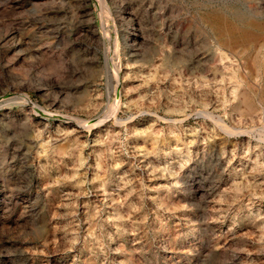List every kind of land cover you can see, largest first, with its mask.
Listing matches in <instances>:
<instances>
[{"label":"rangeland","instance_id":"1","mask_svg":"<svg viewBox=\"0 0 264 264\" xmlns=\"http://www.w3.org/2000/svg\"><path fill=\"white\" fill-rule=\"evenodd\" d=\"M0 264H264V0H0Z\"/></svg>","mask_w":264,"mask_h":264}]
</instances>
